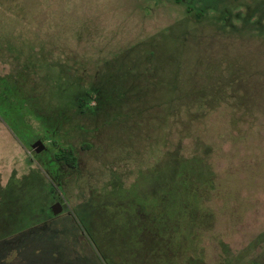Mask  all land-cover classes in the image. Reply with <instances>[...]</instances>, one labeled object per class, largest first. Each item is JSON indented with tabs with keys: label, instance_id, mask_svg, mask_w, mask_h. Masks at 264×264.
<instances>
[{
	"label": "rangeland",
	"instance_id": "374dc122",
	"mask_svg": "<svg viewBox=\"0 0 264 264\" xmlns=\"http://www.w3.org/2000/svg\"><path fill=\"white\" fill-rule=\"evenodd\" d=\"M0 36L10 47L0 76L40 114L69 98L58 62L70 61L88 82L105 62L134 60L137 51L117 55L136 46L157 51L154 64L172 68L168 80L178 52L192 80L181 88L227 98L172 116L149 142L128 138L127 122L62 127L57 133L77 152L75 169L56 164L51 139L27 147L25 134L8 130L13 118L0 115V242L45 226L66 237L58 263L100 264L71 225L77 214L108 264H264V0H0ZM12 50L39 68L19 71ZM23 109L22 125L36 121L30 106ZM38 140L40 153L32 148ZM56 202L62 212L51 217ZM27 240L34 251L36 239Z\"/></svg>",
	"mask_w": 264,
	"mask_h": 264
},
{
	"label": "trees",
	"instance_id": "16d2710c",
	"mask_svg": "<svg viewBox=\"0 0 264 264\" xmlns=\"http://www.w3.org/2000/svg\"><path fill=\"white\" fill-rule=\"evenodd\" d=\"M7 42L2 40L0 36V61L4 59L1 54L5 51L7 52L10 48L5 45H8ZM139 47H132L129 52L124 51L126 54L117 55V59H119V57L137 51L139 53L134 60L130 56L129 59L120 60L119 64H110L113 61L105 62L99 69L95 70L96 73L90 76L88 82L82 79V75L78 74V68L72 66L70 61L58 62V65L64 66V74L67 80L70 81L68 85L70 95H68L69 98L65 99L66 101L63 102V105L50 104L48 113L42 112L40 114V112L35 111L38 109L39 104L35 103L33 105L32 98L23 97L15 87L8 85L7 82L11 77L8 75L0 76L1 118L4 121L7 117L11 116L13 118L8 123V130L14 136L25 134L28 139L27 147L34 139H51L53 150L49 148V151L52 152L51 156L56 164L75 169L78 165L75 146L72 143L65 142L63 135L59 136L57 133L59 129H63L67 125H70L73 130L82 131L85 123L87 125H90L88 123L98 125L101 121L102 125L116 124V122L117 125H123L124 122H127L128 126L131 122L132 128L126 126L123 129L126 136L130 137L134 142L140 139L149 142L156 134L161 137L162 131L166 128L168 120L172 116L174 118L179 117L183 112H190L189 110L192 108L205 109L211 100L217 101V103H223L227 100L224 96L211 91H201L203 94L200 95V87L198 88L199 90H194L191 85L188 87L189 90L181 88L182 80L186 81L187 86L188 82L190 83L192 80H187L184 73L185 69H183V65L179 64L183 59L177 54L178 52H174V56H176L174 63L177 64L174 66V80H168L169 77H166L172 73V68L168 67L163 59L162 64L157 66L153 61V56L157 51L144 53ZM32 49V58L35 60L38 55L34 51L36 48L33 47ZM12 52L15 57L20 55L18 59L21 61L22 66L18 67L19 71L31 67L39 68L38 63L31 64L30 62L28 63V59L26 61L22 59L25 53L17 50H12ZM145 58H149L147 60L148 63ZM141 60L143 64L139 63ZM108 65L110 66L107 69L109 71L107 81L100 83L98 75L101 74L102 76ZM46 67L50 68L51 66ZM147 67H149L148 73L143 72ZM144 75L154 80L144 79ZM47 79H49V75ZM156 93L158 96H156ZM24 105L25 107L27 105L30 106L28 115L32 114L36 119L31 124L22 125L24 120L21 119L20 114L24 111ZM129 128L132 130V134L128 133ZM134 149L135 147L132 148V150ZM35 159L39 158L35 157ZM40 162L48 169L52 181L61 189L46 163L41 160ZM46 189L52 195L56 187L51 184ZM47 214L53 217L50 207L47 210ZM71 218L70 220L72 221L70 222H72L71 225L75 228V232H79L80 235H84L88 239V242L92 245L93 250H91L96 254V259L100 261V264H108L101 256L96 241L89 233L90 231L85 222L77 214V219L74 216ZM32 229L21 232V234L9 235L5 238L6 240L0 242V253L2 254L0 264H12L14 261L19 262V264H37L34 258L38 261H43L44 264H60L58 262L66 260L63 255L67 244L64 235L61 236L59 232L49 233L46 231L45 226L40 227L38 230ZM70 234L74 237L78 235L72 232ZM32 236L33 239H36L35 244L37 246L33 249L34 251H29L31 243L27 239ZM28 242L29 244H27ZM18 250L20 251L17 252Z\"/></svg>",
	"mask_w": 264,
	"mask_h": 264
},
{
	"label": "water",
	"instance_id": "95a60500",
	"mask_svg": "<svg viewBox=\"0 0 264 264\" xmlns=\"http://www.w3.org/2000/svg\"><path fill=\"white\" fill-rule=\"evenodd\" d=\"M32 148L34 149L36 153H40L43 150L44 145L42 144L40 140H38L32 145ZM51 211H52V214L55 216L60 214L62 212V206L60 202H56L55 204H53L51 206Z\"/></svg>",
	"mask_w": 264,
	"mask_h": 264
}]
</instances>
